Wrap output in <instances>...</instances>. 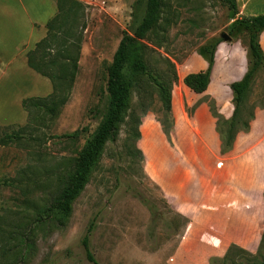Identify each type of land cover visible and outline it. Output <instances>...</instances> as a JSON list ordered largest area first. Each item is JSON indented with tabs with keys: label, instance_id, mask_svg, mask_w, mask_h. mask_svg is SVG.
<instances>
[{
	"label": "rangeland",
	"instance_id": "1",
	"mask_svg": "<svg viewBox=\"0 0 264 264\" xmlns=\"http://www.w3.org/2000/svg\"><path fill=\"white\" fill-rule=\"evenodd\" d=\"M82 1L87 5L86 29L69 101L55 116L34 111L23 131L26 139L0 144V264L12 261L4 231L22 227L21 211L30 217L26 201L42 204L56 192L101 124L107 110V69L123 32H133L144 11V1L136 18L132 17L136 0ZM169 1L171 9L147 37L145 61L161 80L172 81L173 70L177 74L171 84L170 117L162 110L157 88L137 76L123 119L104 144L64 225L38 229L36 251L25 264H264L258 253L264 217L256 223L257 247L250 251L232 238L205 236L211 222L207 215L215 204L227 197H245L243 162L254 148L264 146V119L253 124L251 142L240 135L235 150L224 156L218 153L217 135L202 117L191 123L198 106H207L210 99L224 118L228 115L229 84L247 70L245 41L230 35L232 20L220 0H186L179 7ZM236 3L239 15L264 14V0ZM175 9L174 22L168 26L167 12ZM223 34L230 39L223 41ZM217 40L222 42L216 47L209 86L196 94L182 80L206 67L199 50ZM261 47L264 52V34ZM249 103L264 106V68L257 72ZM160 122L168 125L169 138ZM6 125L0 126V138L24 126ZM75 131L78 134L71 137ZM30 134L34 141L27 140ZM252 178L253 189L263 193L264 180ZM11 179L22 184H2ZM255 198L254 193L245 197ZM91 224L89 247L96 263L88 260L82 246ZM227 253L226 261L219 262Z\"/></svg>",
	"mask_w": 264,
	"mask_h": 264
},
{
	"label": "trees",
	"instance_id": "2",
	"mask_svg": "<svg viewBox=\"0 0 264 264\" xmlns=\"http://www.w3.org/2000/svg\"><path fill=\"white\" fill-rule=\"evenodd\" d=\"M54 1L57 11L46 24L45 37L26 53L27 66L50 81L52 92L45 97L23 99L21 106L27 113L26 123L18 131L5 133L0 138V144L26 139L23 131L28 129L30 117L34 111L39 114L46 113L55 116L70 99L78 73L83 33L86 29L87 5L82 0ZM142 1H144V11L141 20L133 32H123L107 69V110L101 124L72 161L68 173L63 177L56 192L42 204L32 200L26 201L25 209H30L32 212L30 217L26 211H21L18 222H24L22 227L16 225L8 233L7 230L4 231L7 252L11 253L12 261L10 264H25L33 257L36 251L34 235L38 229L61 228L64 225L71 213L72 202L84 189L90 170L104 144L113 138L116 126L123 119L131 88L132 86L136 87V85H132V82L138 85L137 76L146 77L157 88L162 110L168 118L170 117L172 107L171 84L177 81V74L173 70L172 81L161 80L148 68L145 61L148 49L147 37L154 31L167 8L171 9L170 1L136 0L132 6L133 18L137 17ZM185 1L174 0V3L179 7L183 6ZM220 2L226 6L232 20L229 33L239 40L243 37L242 41H245L248 58L247 70L244 75L239 80L229 84L233 106L231 116L225 119L218 112L213 99L206 102L211 116L215 120L219 154L224 156L233 150L236 138L240 133L250 131L256 110L264 109L263 105L249 103V95L255 83L257 72L264 68V52L260 44V36L264 32V14L239 15L236 0H220ZM175 11L178 12L177 9L171 14L167 12L165 23L168 26L174 22ZM221 42L222 40H217L199 50L200 56L206 62V68L198 72L188 73L182 80L184 86L192 92L202 94L207 90L215 62L216 47ZM168 65L174 69L172 63L168 62ZM160 123L165 136L169 138L168 125L163 122ZM77 134L78 131H75L71 137ZM136 138H139V132H137ZM27 140L34 141L35 138L30 134ZM2 184L8 187H17L19 182L17 179H11L4 180ZM262 197L264 200V192ZM91 231L92 224L87 228L82 239V246L88 260L96 263L89 247ZM258 253L264 257V234L261 237ZM228 255L227 253L224 258L218 261L225 262ZM261 263L263 264V262Z\"/></svg>",
	"mask_w": 264,
	"mask_h": 264
},
{
	"label": "crops",
	"instance_id": "3",
	"mask_svg": "<svg viewBox=\"0 0 264 264\" xmlns=\"http://www.w3.org/2000/svg\"><path fill=\"white\" fill-rule=\"evenodd\" d=\"M56 11L54 0H0V126L25 124L27 113L22 109V100L28 97H45L52 92L50 81L27 66L26 53L45 37L46 24ZM263 34L264 32L260 36V44ZM230 106L231 109L225 119L232 114L233 106ZM200 117L213 134L217 135L215 120L207 106H198L191 123L199 121ZM262 119H264V109H258L250 131L237 136L234 149L229 154L237 147L240 135L252 141L253 124H259ZM187 121L190 122L188 119ZM255 136H258L257 133ZM251 149L253 147L248 151ZM243 163L244 165L247 163V166H243L246 180L242 185L245 193L243 196L254 193L255 200L245 197L243 199L227 197L220 200L207 215L208 218L211 217V222L207 224L210 228L205 236L218 235L232 238L234 244L250 251L257 247L256 223L264 217L263 193H257L252 187V175L264 180V146L259 145L254 148Z\"/></svg>",
	"mask_w": 264,
	"mask_h": 264
},
{
	"label": "water",
	"instance_id": "4",
	"mask_svg": "<svg viewBox=\"0 0 264 264\" xmlns=\"http://www.w3.org/2000/svg\"><path fill=\"white\" fill-rule=\"evenodd\" d=\"M222 39H223V41H228L230 39V37L226 34H223Z\"/></svg>",
	"mask_w": 264,
	"mask_h": 264
}]
</instances>
